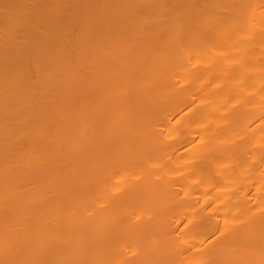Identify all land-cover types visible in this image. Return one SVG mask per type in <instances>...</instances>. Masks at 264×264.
I'll list each match as a JSON object with an SVG mask.
<instances>
[{"label":"bare ground","instance_id":"1","mask_svg":"<svg viewBox=\"0 0 264 264\" xmlns=\"http://www.w3.org/2000/svg\"><path fill=\"white\" fill-rule=\"evenodd\" d=\"M0 264H264V0H0Z\"/></svg>","mask_w":264,"mask_h":264}]
</instances>
